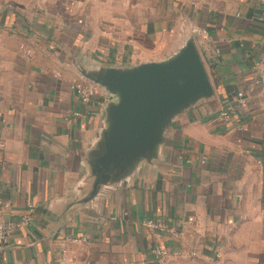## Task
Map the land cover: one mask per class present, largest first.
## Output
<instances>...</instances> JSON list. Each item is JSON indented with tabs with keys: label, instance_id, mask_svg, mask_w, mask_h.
Wrapping results in <instances>:
<instances>
[{
	"label": "crops",
	"instance_id": "1",
	"mask_svg": "<svg viewBox=\"0 0 264 264\" xmlns=\"http://www.w3.org/2000/svg\"><path fill=\"white\" fill-rule=\"evenodd\" d=\"M187 40L213 96L174 117L155 159L92 195L108 94L93 83L82 103L72 84ZM24 216L0 264H158L155 247L163 264H264V0H0V220Z\"/></svg>",
	"mask_w": 264,
	"mask_h": 264
},
{
	"label": "water",
	"instance_id": "2",
	"mask_svg": "<svg viewBox=\"0 0 264 264\" xmlns=\"http://www.w3.org/2000/svg\"><path fill=\"white\" fill-rule=\"evenodd\" d=\"M82 76L108 94L104 128L87 160L92 195L155 159L174 117L213 96L191 40L159 62L100 68Z\"/></svg>",
	"mask_w": 264,
	"mask_h": 264
},
{
	"label": "built area",
	"instance_id": "3",
	"mask_svg": "<svg viewBox=\"0 0 264 264\" xmlns=\"http://www.w3.org/2000/svg\"><path fill=\"white\" fill-rule=\"evenodd\" d=\"M71 88L73 90H75L77 96L79 97L80 101L82 103H87L89 102L90 98L95 94L96 91V87L93 85V83H91L90 81H88L86 78H84L82 75H79L78 77V82L73 83ZM234 101L239 105V106H244L246 104V98L242 93H238L234 99ZM231 112L229 110H222L219 113V118L222 120H227L230 117ZM201 163H204V160L201 161ZM30 220L29 216H24L23 218H21V220L19 222H3L0 220V251L3 248V245L5 244V242L7 241V238L9 236V234L27 224ZM142 226L144 228H146L147 230H150L152 232L158 230L160 232L164 231L159 225L154 224L153 222L147 220V221H143L142 222ZM173 236H177L176 233L172 232ZM84 238L81 239H73V242H80V241H84ZM154 254L157 256L158 258V264H163V256H164V252L160 249V248H154L153 250ZM191 255H195L194 253H192ZM61 262L64 263L66 262V258L63 256L61 258ZM68 264H72L71 262H69Z\"/></svg>",
	"mask_w": 264,
	"mask_h": 264
}]
</instances>
